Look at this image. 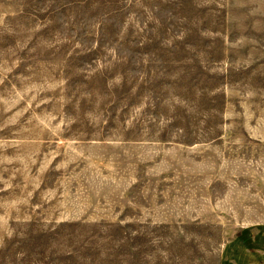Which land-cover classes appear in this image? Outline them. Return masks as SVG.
Returning <instances> with one entry per match:
<instances>
[{"label": "rangeland", "instance_id": "obj_1", "mask_svg": "<svg viewBox=\"0 0 264 264\" xmlns=\"http://www.w3.org/2000/svg\"><path fill=\"white\" fill-rule=\"evenodd\" d=\"M264 226V0H0V264H219Z\"/></svg>", "mask_w": 264, "mask_h": 264}, {"label": "crops", "instance_id": "obj_2", "mask_svg": "<svg viewBox=\"0 0 264 264\" xmlns=\"http://www.w3.org/2000/svg\"><path fill=\"white\" fill-rule=\"evenodd\" d=\"M219 264H264V226L241 227L225 241Z\"/></svg>", "mask_w": 264, "mask_h": 264}]
</instances>
